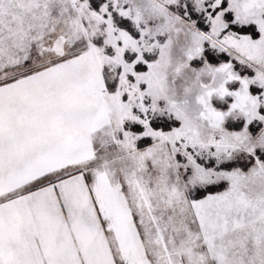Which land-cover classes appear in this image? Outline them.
Returning <instances> with one entry per match:
<instances>
[{
  "label": "snow or ice",
  "instance_id": "obj_1",
  "mask_svg": "<svg viewBox=\"0 0 264 264\" xmlns=\"http://www.w3.org/2000/svg\"><path fill=\"white\" fill-rule=\"evenodd\" d=\"M0 264H264V0H0Z\"/></svg>",
  "mask_w": 264,
  "mask_h": 264
}]
</instances>
